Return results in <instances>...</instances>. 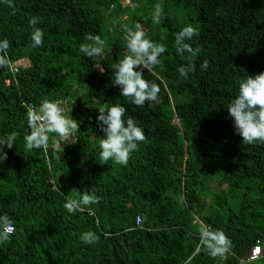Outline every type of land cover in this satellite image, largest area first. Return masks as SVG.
<instances>
[{
	"label": "trees",
	"instance_id": "1",
	"mask_svg": "<svg viewBox=\"0 0 264 264\" xmlns=\"http://www.w3.org/2000/svg\"><path fill=\"white\" fill-rule=\"evenodd\" d=\"M12 4L0 0V41L10 42V65L26 59L30 67L16 74L0 68V137H17L0 161V215L15 227L10 241L0 243V264H239L256 245L262 258L249 264H264V143H243L226 111L240 82L264 72V0ZM156 4L163 7L159 24L152 21ZM32 17L44 32L40 47L31 46ZM137 22L145 38L166 47L161 63L144 70L160 92L142 107L111 84L127 53L123 26ZM186 25L198 31L186 42L200 52L184 79L178 68L188 56L176 53L174 37ZM88 33L105 40L103 55L79 51ZM65 99L79 130L61 147L50 134L47 149L27 151L22 105ZM105 102L124 106V119L145 133L127 166L99 163L104 133L96 108ZM85 190L99 203L70 214L63 205ZM202 226L230 239L224 256L213 258L199 246ZM88 231L96 243L80 239Z\"/></svg>",
	"mask_w": 264,
	"mask_h": 264
},
{
	"label": "clouds",
	"instance_id": "2",
	"mask_svg": "<svg viewBox=\"0 0 264 264\" xmlns=\"http://www.w3.org/2000/svg\"><path fill=\"white\" fill-rule=\"evenodd\" d=\"M4 2L14 8L12 0H4ZM162 16V5H154L153 23L159 24ZM39 22V17H32L29 20L32 47L43 45L44 32L37 27ZM123 31L127 53L116 64L111 84L119 86L122 97L130 98L133 104L142 107L146 102L155 101L160 92L157 83L144 78V70L152 72L161 63L159 58L165 53L166 47L162 43L145 38L143 26L138 22L134 27L124 25ZM197 35L198 31L193 26L186 25L174 37L176 53L180 56L185 54L188 56V63L178 68L179 75L184 79L196 70L194 61L200 49L193 48L186 41H191ZM104 46L105 40L101 36L88 33L84 37V42L80 44L79 51L88 58H94L103 55ZM9 47L10 42L7 39L0 41V68L11 66L7 54ZM208 66L207 60L201 64L203 70H207ZM8 85L9 81H6V86ZM22 106L26 108L29 128V133L24 137L27 151L47 149L50 134L58 137L57 147H61L79 130L80 122L71 116H65L59 101L43 100L39 105L25 102ZM96 109L99 113L96 124L104 133L99 142L101 150L99 163L107 164L111 160L118 165L127 166L131 154L138 151L139 144L146 139L144 131L130 116L127 120L124 119L127 109L122 105L105 102ZM226 111L233 120L235 133L241 136L243 143L253 144L257 141L264 143V72L254 76L247 75L240 82L238 94L227 105ZM16 138L15 134L0 137V161L7 159L4 147L11 149L15 145ZM77 192L79 199H68L63 205L70 214L82 212L88 206L100 201V197L92 191ZM88 210L91 211L90 208ZM14 231V223L7 214L0 215V243L10 241ZM80 239L86 244H93L99 240V237L94 232L88 231L82 233ZM199 246L215 258L224 256L230 250L231 241L223 230L202 226L199 229Z\"/></svg>",
	"mask_w": 264,
	"mask_h": 264
},
{
	"label": "built area",
	"instance_id": "3",
	"mask_svg": "<svg viewBox=\"0 0 264 264\" xmlns=\"http://www.w3.org/2000/svg\"><path fill=\"white\" fill-rule=\"evenodd\" d=\"M29 65V62L25 59H21V60H18L14 63L11 64V71L13 74H16L18 73V71L20 70V68H27ZM60 106L63 108L64 110V115L67 116L68 115V112H69V108H68V100L65 99V100H60ZM72 106H75L74 103H72ZM56 148L57 147V143L55 145ZM136 224L139 226L141 224V219L140 218H137L136 220ZM262 251H261V247L259 245H256L249 253V256L246 260H241L239 262V264H249V263H252V262H255L257 260H259L260 258H262Z\"/></svg>",
	"mask_w": 264,
	"mask_h": 264
},
{
	"label": "water",
	"instance_id": "4",
	"mask_svg": "<svg viewBox=\"0 0 264 264\" xmlns=\"http://www.w3.org/2000/svg\"><path fill=\"white\" fill-rule=\"evenodd\" d=\"M60 179H62V177Z\"/></svg>",
	"mask_w": 264,
	"mask_h": 264
}]
</instances>
